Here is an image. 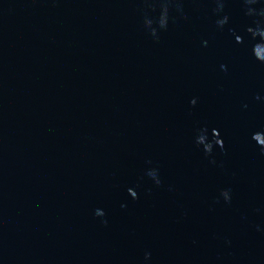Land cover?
Segmentation results:
<instances>
[{"label":"water","instance_id":"water-1","mask_svg":"<svg viewBox=\"0 0 264 264\" xmlns=\"http://www.w3.org/2000/svg\"><path fill=\"white\" fill-rule=\"evenodd\" d=\"M163 2L0 0V264H264L260 18Z\"/></svg>","mask_w":264,"mask_h":264},{"label":"clouds","instance_id":"clouds-1","mask_svg":"<svg viewBox=\"0 0 264 264\" xmlns=\"http://www.w3.org/2000/svg\"><path fill=\"white\" fill-rule=\"evenodd\" d=\"M216 7L214 11L219 14L224 11L226 0H214ZM242 2L247 5L246 7V15L250 17H259L260 19L254 20L255 26L249 25L246 28V32L250 34V37L254 43L252 44V53L254 57L260 62L264 63V4H262L259 8L252 7V5L261 4V0H242ZM175 4L176 11L179 12L182 16L184 15V9L182 5V0H164L161 6V15L158 19V26L160 29H166L169 21V5ZM184 18H187L186 16ZM228 16L223 15L216 20V24L219 28H223V26L228 22ZM147 26L150 27L151 33L153 36H156L157 28L152 27V20H145ZM234 31V30H232ZM237 42H242V37L240 35H236L235 37ZM204 45H207V41L203 42ZM222 70H227L226 65H221ZM191 103L195 105L196 99L193 98ZM212 138L209 140L208 138V129L202 128L200 130V134L196 138V143L198 145H203L205 153H211L213 150V146H219L222 150L224 148V141L220 137L219 130L213 128L212 130ZM252 139L257 142L259 146H261V150L264 151V131H256L252 134ZM159 183V180H156ZM223 196L226 200L230 199L227 191H224Z\"/></svg>","mask_w":264,"mask_h":264}]
</instances>
